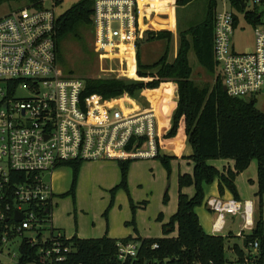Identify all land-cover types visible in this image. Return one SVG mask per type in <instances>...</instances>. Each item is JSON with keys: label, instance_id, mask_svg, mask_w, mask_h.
Here are the masks:
<instances>
[{"label": "built area", "instance_id": "built-area-1", "mask_svg": "<svg viewBox=\"0 0 264 264\" xmlns=\"http://www.w3.org/2000/svg\"><path fill=\"white\" fill-rule=\"evenodd\" d=\"M63 1L41 0V9L30 4L0 18V264L66 261L71 246L50 224L54 194L51 182L44 178L58 166L154 160L159 154L157 143L163 126L153 106H140L136 101L130 104L126 97L81 99L84 81L60 74L53 9ZM91 1L96 62L102 67L107 62L119 63L118 70L102 69V74H108V79L135 80L137 43L146 37L139 20L148 21L151 13L146 12H158L156 6L140 8L139 3L145 0ZM157 1L168 8L182 0ZM233 2L221 0L222 12L214 18L213 59L226 95L256 98L264 84V22L253 26L252 52L235 53L231 38L239 14L236 5L245 6L242 15L259 13L264 0ZM205 202L215 215L214 233L225 230L229 216L241 220L236 236L243 243L247 240L255 228L258 203H242L232 197H211ZM17 214L22 220H15ZM38 245L33 256L22 253L24 246L34 250ZM157 249L152 245L149 251ZM258 249L257 241L250 242L244 254L257 256ZM146 250L133 239L118 240L116 264H170L169 259L144 256Z\"/></svg>", "mask_w": 264, "mask_h": 264}, {"label": "trees", "instance_id": "trees-1", "mask_svg": "<svg viewBox=\"0 0 264 264\" xmlns=\"http://www.w3.org/2000/svg\"><path fill=\"white\" fill-rule=\"evenodd\" d=\"M189 0L179 1L180 6L187 4ZM234 4L233 0H230ZM9 3L34 4L36 9H41V0H0V6ZM207 10L203 25L191 28L180 34L177 54L173 61H168L167 50L164 55L153 65H143L139 61L140 42L137 43V69L136 80L123 79H85L84 90L81 99L99 97L104 100L118 99L121 96L129 97V103L139 100L142 91H153L162 84L173 83L176 85V106L172 111L171 120L163 125L162 134L158 139L156 159L167 172L171 174L170 162L178 156L174 152L173 144L184 143L188 150L183 154V159L193 163V172L190 175H179L177 180L178 197L177 210L169 219L168 224L162 227L163 237L158 239H144L136 237L133 240L142 244L144 256L159 259H169L170 264H231L224 254L225 238L221 236H208L203 231L196 208L204 205V187L210 186L214 181L218 184V193L224 196L228 192L231 197L238 200L235 179L247 170L251 162L257 165V193L258 200L257 217L255 216V228L245 240L244 248L248 243L257 241L259 249L257 256L251 257L244 254V248L232 245L231 253L234 254L237 264L248 260V264H264V218L262 200L264 195V113L255 108L256 98L235 99L222 92L223 82L216 71L215 59H213V30L214 18L217 6L215 0H208ZM238 13L244 11L245 6L236 5ZM171 7L165 8L167 12ZM93 3L91 0H80L72 5L60 16L55 23L56 36V63H61L60 44L63 39L71 37L80 41L81 28L92 27ZM259 13H246V23L256 26L260 23ZM236 18V17H235ZM236 28V19H234ZM171 32H152L145 37V42L170 41ZM193 52L199 66L206 74L215 77L212 86L198 87L191 78L192 67L188 55ZM65 74L66 77H69ZM169 86L163 85L156 93H146L151 100L154 96H162L159 110L160 114H168L170 109L163 104L168 101L166 91ZM163 91V92H162ZM168 109V111H167ZM165 112V113H163ZM172 148V149H171ZM233 161L234 168H228L220 172L215 167L208 165L209 161ZM132 161L117 163L120 173V181L110 191L111 199L109 207L104 213L105 219L109 210L114 206L116 194L123 190L129 197L127 186L128 174ZM82 163L67 162L58 167H69L72 170L70 190L62 197L71 196L73 203L76 191V183L80 174ZM57 167V168H58ZM193 188L191 198L182 193L183 189ZM168 195L164 194L162 203L167 205ZM132 211V219L126 226H134L135 208L129 199ZM146 203H142L145 206ZM51 212V207H49ZM162 222V214L157 217ZM176 230V237L169 238ZM59 231V230H58ZM131 237L122 240H131ZM104 235L101 239L79 240L76 236L69 238L68 244L71 251L66 261L59 264H116V243ZM152 245L158 249L149 251ZM23 247V254L33 256L35 250ZM26 260V258H25ZM29 260H26V262Z\"/></svg>", "mask_w": 264, "mask_h": 264}, {"label": "rangeland", "instance_id": "rangeland-1", "mask_svg": "<svg viewBox=\"0 0 264 264\" xmlns=\"http://www.w3.org/2000/svg\"><path fill=\"white\" fill-rule=\"evenodd\" d=\"M208 0H189L186 5L180 6L177 3L171 4V10L168 12H157L152 14L149 21H144L142 18L139 20V26L142 31H157L167 32L170 30V41H141L139 51V61L143 65H153L160 59L166 49L168 61H171L180 46L179 38L182 32H186L191 28H197L203 25L205 21V15L207 10ZM77 0H65L54 10V16L58 19L63 15ZM161 1L157 0H145L139 3V7L148 10L151 7L156 6V9H164L169 5L158 4ZM162 5V6H157ZM25 7V4L9 3L0 6V18L9 14V11L17 10ZM261 13V20L264 22V4L258 9ZM239 26L234 32L231 41L234 47V52L237 54L249 53L254 49L253 40V28L250 24L246 23L243 19V15L240 13L237 15ZM80 41H76L70 36L63 39L60 44L61 48V63H58L60 74H65L71 78L78 80L85 79H108V74H102V69L107 71L109 68L118 70L119 63H105L101 66V63L96 62V48L93 45V30L92 33L88 28H81ZM148 33H146V36ZM145 36V35H144ZM188 60L192 67L191 78L202 88L205 86H212L214 84L215 77L206 74L205 71L199 66L195 59L193 52L188 55ZM108 77V78H107ZM136 80V77L134 78ZM132 80V81H135ZM23 95V94H19ZM127 96L118 97V99H126ZM111 99V100H118ZM255 108L258 111L264 113V84L260 89L259 95L256 97ZM173 109L169 111V118L172 117ZM188 149V146H187ZM214 162V161H212ZM216 162V161H215ZM253 170L257 165L255 162H251ZM171 174L167 177V172L160 162L155 158L154 160H138L130 165L128 174L129 197L121 190L114 199V206L109 210L107 219H105L104 213L109 207L111 199L110 191L116 187L120 181L119 169L117 163L114 162H102V163H85L80 168V174L76 183V191L74 197V203L71 196L62 197L68 193L72 181V170L69 167H58L52 171V175H45V181L49 183L53 188L54 199L52 200L51 210V223L54 229L66 230V238H69L70 233L74 234L77 228L78 236L81 238H100L104 234H101L100 229L104 233L105 227L109 226V230L112 229L113 235L116 238H121L124 234H129L132 239L139 237L144 239H157L163 237L162 227L168 224L169 220L164 218L158 221L159 214L174 213L177 208V176L178 170L176 163L171 164ZM249 183L245 182V178L241 182V194L248 196L247 200H251L254 203H258L257 198L251 196V188ZM167 192L168 200L167 205L162 203L164 194ZM192 196V193L191 195ZM247 198V197H246ZM129 199L132 202L135 209L134 221L135 225L126 226V223H130L132 219L131 206ZM242 199V203L244 200ZM264 202V195L262 198ZM142 203H146L142 206ZM169 203V204H168ZM200 214V220L206 231H210V227L215 219L214 214L207 213L203 205L196 209ZM173 214V215H174ZM214 215V217H213ZM257 217V211L255 212ZM254 216V218H255ZM264 218V208H263ZM226 228L221 234V237L225 238L224 242V254L227 260H230L231 264H237L234 254L231 253L232 245H237L240 248H244L243 240L236 236V233L240 230L242 224L240 219L233 218L232 224L230 217H226ZM256 220V219H255ZM203 229V228H202ZM230 231V232H229ZM72 234V235H73ZM119 234H122L119 236ZM247 232L245 233V235ZM176 237V230L169 238ZM17 250L12 251L16 253ZM242 264H246L243 262Z\"/></svg>", "mask_w": 264, "mask_h": 264}, {"label": "crops", "instance_id": "crops-1", "mask_svg": "<svg viewBox=\"0 0 264 264\" xmlns=\"http://www.w3.org/2000/svg\"><path fill=\"white\" fill-rule=\"evenodd\" d=\"M158 4H163V3H158ZM158 4H156L157 6H162V5H158ZM164 5H166V3H164ZM170 10H171V8H170ZM155 11H158V12H167L166 11V9L164 10V9H156ZM259 11V10H258ZM146 13H148V15L151 13V15L148 17V21H149V18L152 16V14H154V13H157V12H154L153 11V9H151V10H149L148 12H146ZM169 13V12H168ZM259 14H261V13H259ZM236 23H237V25H236V28H235V31L237 30V28H238V26H239V23H238V17L236 16ZM243 19H244V15H243ZM145 21V20H144ZM147 21V22H148ZM244 21H245V19H244ZM246 22V21H245ZM249 24V23H248ZM251 27L253 28V26L251 25ZM234 31V32H235ZM152 32H157V31H152ZM152 32H149V31H146V33H152ZM144 41V40H143ZM253 44H254V42H253ZM140 47H141V45H140ZM232 50L234 51V47H233V45H232ZM139 51H140V48H139ZM177 54V53H176ZM176 56V55H175ZM175 58V57H174ZM173 58V59H174ZM173 59L171 60V61H173ZM170 61V62H171ZM163 85H167V86H169V88L167 89V90H163V91H166L165 93H166V96H168V101L165 103V104H163V106L164 105H166L164 108H170V110H171V108L172 109H174L175 108V106H176V100H177V96H176V85L175 84H173V83H166V84H162L158 89H154L153 91H148V90H146V91H142L141 93H140V95H139V97H140V99L139 100H135L136 101V103L138 104V105H140V106H149V105H151V106H153L155 109H156V111L159 113V111H158V106H156V105H159V103H160V101L162 102V96H154V98L151 100L149 97H147L146 96V93H156V92H158L160 89H161V87L163 86ZM162 91V92H163ZM163 108V109H164ZM163 113H165V112H163ZM160 116H161V123H162V125L161 126H163L164 124H166V123H168L170 120H171V118H169V116H170V114H159ZM172 149V148H171ZM172 150H174V152H176V154H177V158L175 159V160H173V161H171L170 162V167H172L171 166V164H173V163H176V167H177V170H178V176L179 175H190L191 176V174H192V172H193V163L192 162H190V161H188V160H186V159H183L182 157H183V154H185L186 152H187V150L188 149H186V147H185V145H184V143L181 145V143H180V145H178V144H173V149ZM115 163V162H114ZM256 164V163H255ZM208 165H211V166H213V167H215L218 171H220V172H223V171H226L228 168H231V169H233L234 168V165H233V161H231V160H227V161H221V160H217L216 162L214 161V162H212V161H209L208 162ZM171 171H172V168H171ZM120 174V173H119ZM178 176H177V180H178ZM245 178V182H247V183H249L250 185H249V188H251V190H252V192H251V196H254L255 197V194L257 193V190H258V187H257V183H256V179H257V167H255V169L253 170V165H251L250 164V166H249V168L247 169V170H245V172L244 173H242V174H240L236 179H235V185H236V189H237V194H238V200L241 202L242 201V199L244 198V195H242L241 194V182L243 181V179ZM128 181V180H127ZM50 182H51V180H50ZM128 183V182H127ZM118 185V184H117ZM51 187H52V185H51ZM129 189V188H128ZM182 193L183 194H185L187 197H189V198H191L192 196H190L191 195V193H192V195H193V193H194V189L193 188H188V189H183V191H182ZM204 194H205V196H204V205H203V207H204V209L206 210V212L207 213H211V212H209L207 209H206V207H205V201L206 200H208V199H210L211 197H220V198H223V199H228V198H230L231 197V195L228 193V192H226L225 194H224V196H220L219 195V193H218V184H217V182L216 181H214L213 183H212V185H210V186H205L204 187ZM177 197H178V194H177ZM247 197V198H246ZM54 199V198H53ZM248 199V196H245V199H243L244 200V202L245 201H251V200H247ZM168 202H170V199L168 200ZM177 203V206H178V202H176ZM169 204V203H168ZM113 209V208H112ZM197 209V208H196ZM176 210H177V208H176ZM176 212V211H175ZM195 212H196V215H197V217H198V220H199V222H200V225H201V227L203 228V231L205 232V234L206 235H208V236H211V235H214V236H219L218 234H216V233H214L213 232V230H212V225H213V223H214V221H213V223H212V225H211V227H210V231L208 232V231H206L205 230V228H204V226L202 225V223H201V220H200V214L199 213H197V211L195 210ZM174 214V213H173ZM173 214L172 213H165L164 212V214H162V220H163V222H164V218H167L168 220L173 216ZM212 214V213H211ZM213 217H214V215H213ZM215 218V217H214ZM213 218V219H214ZM231 223L233 224L234 223V220H232L231 221ZM227 226V225H226ZM58 230V229H57ZM61 229H59V231H60ZM78 229L76 228L75 229V231H74V234L72 235L71 233H70V236H69V238H72V237H74V236H76L77 237V239H79V240H87V239H92V240H95V239H101V238H103L104 237V235H107V237L109 238V239H111V240H122V239H124V238H127V237H129L130 235L129 234H125V233H122V234H124V236H122L121 238H116V237H114V235H113V231H112V229L111 230H109V226L107 227H105V231H104V233L102 232V230L100 229V232H101V234H104L102 237H100V238H87V239H85V238H81V237H79L78 236ZM65 237H66V230L65 229H62V231H60ZM230 232V231H229ZM122 234H119V236L120 235H122ZM221 234V233H220ZM69 238H67L68 240H69ZM159 238V237H158ZM157 238V239H158ZM148 239V238H147Z\"/></svg>", "mask_w": 264, "mask_h": 264}, {"label": "water", "instance_id": "water-1", "mask_svg": "<svg viewBox=\"0 0 264 264\" xmlns=\"http://www.w3.org/2000/svg\"><path fill=\"white\" fill-rule=\"evenodd\" d=\"M215 4L217 6L216 13L220 14L222 12V9H223V6L221 4V0H215ZM227 9H229V6L227 7ZM222 92L225 93V88L224 87L222 88ZM15 220L16 221L22 220V216L20 214H17L16 217H15Z\"/></svg>", "mask_w": 264, "mask_h": 264}, {"label": "bare ground", "instance_id": "bare-ground-1", "mask_svg": "<svg viewBox=\"0 0 264 264\" xmlns=\"http://www.w3.org/2000/svg\"><path fill=\"white\" fill-rule=\"evenodd\" d=\"M158 111H159V114H160L159 106H158ZM167 111H168V109H167Z\"/></svg>", "mask_w": 264, "mask_h": 264}]
</instances>
